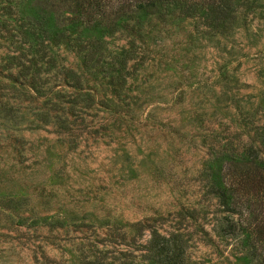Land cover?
Here are the masks:
<instances>
[{
    "label": "rangeland",
    "instance_id": "rangeland-1",
    "mask_svg": "<svg viewBox=\"0 0 264 264\" xmlns=\"http://www.w3.org/2000/svg\"><path fill=\"white\" fill-rule=\"evenodd\" d=\"M26 0H0V264H254L226 231L222 145L264 126V0L192 12L165 2L102 57L35 45Z\"/></svg>",
    "mask_w": 264,
    "mask_h": 264
},
{
    "label": "trees",
    "instance_id": "trees-1",
    "mask_svg": "<svg viewBox=\"0 0 264 264\" xmlns=\"http://www.w3.org/2000/svg\"><path fill=\"white\" fill-rule=\"evenodd\" d=\"M230 0H26L22 14L35 45L64 42L85 51L91 59L102 57L104 41L158 5L174 2L185 10L223 9ZM259 141L222 145L218 158L215 191L227 220L226 231L242 230L254 264H264V126ZM154 261L157 264H186L182 242L155 238ZM64 264V263H55ZM84 264H113L104 257L87 258ZM127 264H139L136 261Z\"/></svg>",
    "mask_w": 264,
    "mask_h": 264
}]
</instances>
